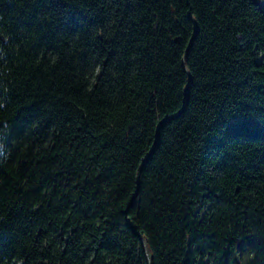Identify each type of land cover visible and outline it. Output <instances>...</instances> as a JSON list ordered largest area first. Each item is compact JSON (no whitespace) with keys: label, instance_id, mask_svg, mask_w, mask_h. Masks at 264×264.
I'll return each instance as SVG.
<instances>
[{"label":"trees","instance_id":"trees-1","mask_svg":"<svg viewBox=\"0 0 264 264\" xmlns=\"http://www.w3.org/2000/svg\"><path fill=\"white\" fill-rule=\"evenodd\" d=\"M0 264H264V0H0Z\"/></svg>","mask_w":264,"mask_h":264},{"label":"water","instance_id":"water-1","mask_svg":"<svg viewBox=\"0 0 264 264\" xmlns=\"http://www.w3.org/2000/svg\"><path fill=\"white\" fill-rule=\"evenodd\" d=\"M144 243H145V240H144ZM146 255L149 257V253H148L147 249H146Z\"/></svg>","mask_w":264,"mask_h":264}]
</instances>
